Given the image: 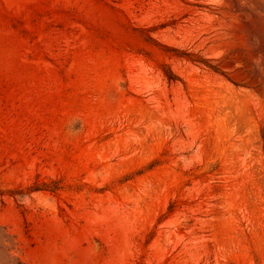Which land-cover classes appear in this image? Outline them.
I'll use <instances>...</instances> for the list:
<instances>
[{
	"label": "rangeland",
	"instance_id": "1",
	"mask_svg": "<svg viewBox=\"0 0 264 264\" xmlns=\"http://www.w3.org/2000/svg\"><path fill=\"white\" fill-rule=\"evenodd\" d=\"M0 264H264V0H0Z\"/></svg>",
	"mask_w": 264,
	"mask_h": 264
},
{
	"label": "trees",
	"instance_id": "2",
	"mask_svg": "<svg viewBox=\"0 0 264 264\" xmlns=\"http://www.w3.org/2000/svg\"><path fill=\"white\" fill-rule=\"evenodd\" d=\"M168 78H169V80H171V81L179 80L177 77H175L174 75H172V73H170V74L168 75Z\"/></svg>",
	"mask_w": 264,
	"mask_h": 264
}]
</instances>
